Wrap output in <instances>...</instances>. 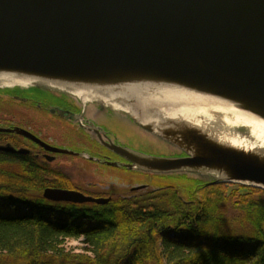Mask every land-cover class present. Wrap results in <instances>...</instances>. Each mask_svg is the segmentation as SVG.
Masks as SVG:
<instances>
[{
    "label": "water",
    "instance_id": "95a60500",
    "mask_svg": "<svg viewBox=\"0 0 264 264\" xmlns=\"http://www.w3.org/2000/svg\"><path fill=\"white\" fill-rule=\"evenodd\" d=\"M4 76L30 82L0 90L35 87L109 107L178 153L106 144L128 160V170L264 189V145L239 147L198 115L199 124L162 111L164 94L180 90L228 102L264 121V0H0ZM235 131L250 136L246 127ZM0 132L68 152L25 128L0 126ZM0 150L27 152L11 145ZM43 196L73 203L112 199L52 187Z\"/></svg>",
    "mask_w": 264,
    "mask_h": 264
},
{
    "label": "trees",
    "instance_id": "16d2710c",
    "mask_svg": "<svg viewBox=\"0 0 264 264\" xmlns=\"http://www.w3.org/2000/svg\"><path fill=\"white\" fill-rule=\"evenodd\" d=\"M49 187L73 182L43 159L0 151V264H264L262 188L146 187L97 204L48 200ZM66 234L85 246L67 247Z\"/></svg>",
    "mask_w": 264,
    "mask_h": 264
},
{
    "label": "flooded vegetation",
    "instance_id": "af4514ba",
    "mask_svg": "<svg viewBox=\"0 0 264 264\" xmlns=\"http://www.w3.org/2000/svg\"><path fill=\"white\" fill-rule=\"evenodd\" d=\"M0 92L8 96L9 99L14 102L24 103L27 109L37 112L40 119L46 120V122L51 123L53 127L66 132L64 134L66 140L57 141L52 137H44L42 133L37 132L30 126H24L13 122H6L3 124L0 122L1 127L25 128L47 144L59 149L68 150V152L50 151L33 140L17 133L0 132V145H11L16 150H27L25 153L0 150L1 152L14 155H32L35 158L43 159L50 166L60 171L76 167L73 162L67 163L61 161L62 158L83 159L87 163L99 164L104 167L127 169L123 164L128 163V160L107 147L106 144L108 143L131 147L142 152H155L147 148L149 145L145 147V143H147L145 138H149V136L145 135L129 118L119 115L109 107L97 103L86 105L81 100L35 87L4 89L0 90ZM36 92L42 94L44 99L35 98L33 94ZM68 136L69 138L72 137L77 139V143L82 139L84 144H88L90 148L86 147L88 150H85L80 144L73 145L67 142ZM157 142L154 143L157 144ZM151 144L153 145V143ZM157 145H159L160 148L154 146L160 150L169 152L167 154L160 153L157 155L178 154L176 150L169 146ZM112 162L118 163V166H111L110 163ZM66 175L71 180L70 176L68 174ZM63 189L77 190L87 195H92L82 191L80 187H77L74 183L73 188Z\"/></svg>",
    "mask_w": 264,
    "mask_h": 264
},
{
    "label": "rangeland",
    "instance_id": "374dc122",
    "mask_svg": "<svg viewBox=\"0 0 264 264\" xmlns=\"http://www.w3.org/2000/svg\"><path fill=\"white\" fill-rule=\"evenodd\" d=\"M35 98L44 99V96L38 92L34 93ZM0 122H13L16 124L30 126L37 132L42 133L44 137H52L57 141H65L66 132L55 128L51 123L42 120L38 117L37 112L27 109L24 103L14 102L8 96L0 92ZM41 130V131H39ZM65 138V139H64ZM145 147L155 151L152 154H167L166 150H160L159 145L154 143L152 137H146ZM67 142L76 145L80 144L82 148L88 150L90 146L84 144L83 140L77 143V139L67 137ZM153 143V145L151 144ZM159 148H156L155 146ZM158 150V151H157ZM168 151V150H167ZM63 162H73L76 165L73 169H63L68 174L77 187L84 192L95 196L111 197L113 194L128 193L133 187L146 185L149 188H161L165 186H175L181 190L182 193H187L193 190L199 183L209 182L208 179L196 178L186 174L174 175H159L146 174L135 170H128L117 167H104L99 164L87 163L83 159L62 158ZM63 236V235H62ZM83 236H74L66 234L65 245L67 247H84ZM162 248V246H161ZM166 248H164L165 250ZM163 250V248H162Z\"/></svg>",
    "mask_w": 264,
    "mask_h": 264
},
{
    "label": "bare ground",
    "instance_id": "6f19581e",
    "mask_svg": "<svg viewBox=\"0 0 264 264\" xmlns=\"http://www.w3.org/2000/svg\"><path fill=\"white\" fill-rule=\"evenodd\" d=\"M30 81L13 77H0V85L26 84ZM164 94V92H163ZM167 95V96H166ZM164 94L162 111L171 116H183L196 123L200 117L205 125L210 124L218 131V136L233 145L245 148H259L264 145V121L235 108L228 102L192 92L173 90ZM198 115V116H196ZM209 126V125H208ZM236 126L246 127L250 136L243 139L235 131Z\"/></svg>",
    "mask_w": 264,
    "mask_h": 264
}]
</instances>
